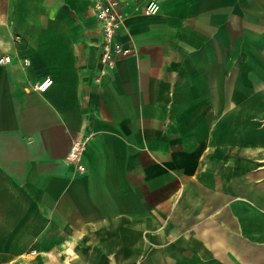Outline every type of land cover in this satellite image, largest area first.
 <instances>
[{"label":"crops","instance_id":"1","mask_svg":"<svg viewBox=\"0 0 264 264\" xmlns=\"http://www.w3.org/2000/svg\"><path fill=\"white\" fill-rule=\"evenodd\" d=\"M116 1L102 70L94 0H0V264H264V0Z\"/></svg>","mask_w":264,"mask_h":264},{"label":"built area","instance_id":"2","mask_svg":"<svg viewBox=\"0 0 264 264\" xmlns=\"http://www.w3.org/2000/svg\"><path fill=\"white\" fill-rule=\"evenodd\" d=\"M119 4L116 0H94L92 3V10L97 21L100 24L101 31V45L99 66L102 70L112 69L116 60L126 54L129 50L125 49L123 44L114 41L116 32L122 27L123 19L118 10ZM152 6L145 9L149 13ZM9 57L0 58V64L7 62ZM52 85L50 78H44L39 82L35 88L38 92L43 93ZM82 158V144L80 141H75L66 156L68 163L74 165L77 172L82 173L84 166L81 163Z\"/></svg>","mask_w":264,"mask_h":264}]
</instances>
